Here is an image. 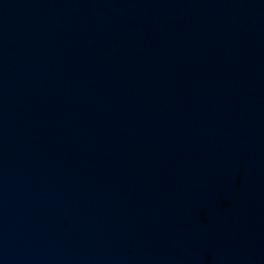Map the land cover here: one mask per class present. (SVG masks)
I'll return each instance as SVG.
<instances>
[{
    "label": "water",
    "instance_id": "1",
    "mask_svg": "<svg viewBox=\"0 0 264 264\" xmlns=\"http://www.w3.org/2000/svg\"><path fill=\"white\" fill-rule=\"evenodd\" d=\"M0 264H264V0H0Z\"/></svg>",
    "mask_w": 264,
    "mask_h": 264
}]
</instances>
